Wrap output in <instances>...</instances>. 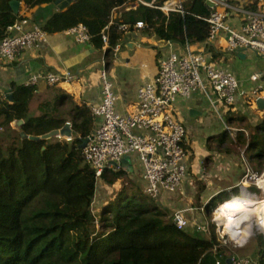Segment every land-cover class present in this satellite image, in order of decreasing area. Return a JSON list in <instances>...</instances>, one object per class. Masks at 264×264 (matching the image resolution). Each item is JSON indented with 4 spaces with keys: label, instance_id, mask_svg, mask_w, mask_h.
<instances>
[{
    "label": "trees",
    "instance_id": "1",
    "mask_svg": "<svg viewBox=\"0 0 264 264\" xmlns=\"http://www.w3.org/2000/svg\"><path fill=\"white\" fill-rule=\"evenodd\" d=\"M10 1L0 0V40L15 22L25 20L13 13ZM16 1L27 8L46 5L52 10L49 19L37 25L44 33L82 24L90 41L102 50L101 32L112 11L127 0H73L63 11L54 7L57 0ZM167 1L154 0L153 8L139 6L121 16L122 23L109 27V47L121 39V24L132 30L137 22L160 40L181 47L204 42L208 24L203 18L214 11L207 0H187L184 15L161 12L158 8ZM105 51L110 53V48ZM10 89L11 100L0 96V264H230L233 255L217 239L213 226L208 232L191 226L178 230L170 221L172 214L146 197L123 170L95 177L80 149L94 129L90 109L60 93L57 99L39 102L32 115L35 88L13 85ZM14 121H21V131L33 137L60 130L69 122L76 138L71 143L22 139L11 129ZM228 123L238 126L237 140L225 133L216 145L230 141L247 146L249 160L261 171L264 121L250 126L243 117H231ZM117 183L121 187L116 195L96 214L98 186L112 188ZM204 190L198 187L197 201ZM259 247L255 264H264V238Z\"/></svg>",
    "mask_w": 264,
    "mask_h": 264
},
{
    "label": "built area",
    "instance_id": "2",
    "mask_svg": "<svg viewBox=\"0 0 264 264\" xmlns=\"http://www.w3.org/2000/svg\"><path fill=\"white\" fill-rule=\"evenodd\" d=\"M208 1L215 8L207 18H203L208 24L205 44L209 46L223 44L224 50L229 54L238 53L242 56L254 54L264 57V0H254L253 9L236 6L231 3L233 0ZM153 3L154 0L150 4L142 0H128L122 6V10H135L139 6L153 8ZM158 9L165 15L170 13L184 15L181 0H169ZM229 18H237L239 27L229 25L227 23ZM25 24L26 21L21 20L7 29L8 34L0 40V59L12 62L23 50L45 42L46 33L37 26L24 30L22 26ZM112 24L108 23L101 33L103 48L106 49L110 48L108 30ZM134 28L143 30L145 26L142 22H137ZM127 29L125 24L119 26L122 32H126ZM65 33L74 36L80 44L90 42L85 25L78 24ZM167 45L171 47L173 43L167 42ZM112 50L115 56L118 53V46ZM39 78L33 76L25 86L33 88ZM70 80L71 75L68 72L49 73L45 76V81L50 87ZM248 81L256 84V87L249 92L239 91V81L230 71L213 63L209 53L194 51L190 44H186L182 54L171 52L159 61L156 77L138 89L137 111L124 116L116 111L118 98L112 90L111 83L102 74L100 103L91 108L93 117L101 119V122L86 138L87 142L82 148L83 158L97 179H100L105 171L123 170L122 160L134 158L141 168V180L145 183L142 192L146 197L159 201L164 196L175 195L180 191L186 178L190 158L186 128L175 116L177 99L188 98L198 92L208 100L216 112L220 105L225 108L235 106L237 96L252 103L258 99L264 101V68L252 73ZM66 124L72 131L71 123ZM224 130L238 131L228 127ZM73 136L58 135L56 138L71 143L74 140ZM245 171L243 181L248 184L254 183L257 187L255 180L258 175L247 164ZM241 187L240 195L243 190L248 195L251 194L249 187ZM205 205L198 208V212L203 214L206 211ZM194 210L192 207L175 210L170 217L171 223L178 230H184L191 225L189 214ZM213 223L217 235L228 236L217 232L215 216ZM205 227L204 223L195 226L196 230L203 232L207 231ZM231 264L252 263L249 260L238 259Z\"/></svg>",
    "mask_w": 264,
    "mask_h": 264
},
{
    "label": "crops",
    "instance_id": "3",
    "mask_svg": "<svg viewBox=\"0 0 264 264\" xmlns=\"http://www.w3.org/2000/svg\"><path fill=\"white\" fill-rule=\"evenodd\" d=\"M181 1L183 5L188 2L187 0ZM233 1L236 2L234 3L236 6L247 9L254 8V0ZM19 5L18 14L26 21V24L22 26L24 30L32 29L48 20L52 13V10L46 5L34 8H27L22 2ZM211 8L214 10V5ZM127 12L123 11L122 7L114 9L109 23H122L123 20L120 17ZM227 23L234 28L239 27L237 18H229ZM222 45L209 46L205 42H200L191 43L190 47L197 52L209 53L213 63L222 69L230 71L237 78L239 91L249 92L256 87V84L250 83L248 77L264 68V57L254 54H249L248 56H242L238 53L229 54ZM116 46H118V53L114 56L112 49ZM105 50L109 49L99 50L91 41L85 45L80 44L75 40L74 36L67 35L65 31L46 34L45 42L23 50L12 62H5L0 59V96H5L6 91L11 90V86H24L33 76H38L40 77L38 83L33 87L35 88V96L30 107L32 115L36 114V105L39 102L57 99L60 97V93L73 99L77 105L91 110L93 106H97L100 103L102 74H104L118 98L115 106L116 111L124 116L130 115L136 112L138 108V89L156 77L159 61L166 58L171 52L183 53V47L177 44L168 47L167 42L160 40L153 31L137 30L135 28L122 32L121 39L115 46L110 47V53L106 54ZM67 72L71 75L70 81H62L52 87L47 85L45 81L47 74H64ZM216 109L217 112L214 111L208 100L198 92L188 98H178L175 103V116L186 128L187 148L190 151V176L193 178L191 181L194 183H192L193 185L196 184L195 180L207 183L206 180L214 179V176L218 175L221 180L225 181L224 183H229L226 187L231 188L235 187V185L237 187L236 180L239 174L236 173V178H230V173L236 172L238 170L237 167H239V170L240 167L245 170V167H243L244 165L236 152L228 154L221 151H212L210 145L213 142L212 139L219 137L223 133L217 127V123L221 122L224 128L230 127L228 123L230 116L226 120L223 118V114L231 109V112L240 114L239 117L245 118L250 126H253L261 118H264V111L258 110L255 103L239 96H237L235 106L225 108L220 105ZM93 118L95 129L100 124L101 119ZM211 165L219 169L217 170L218 173H214L212 170L209 171L208 167H211ZM122 167L123 171L128 173V178L142 190L145 183L141 180V168L137 160L134 158L126 159V164H123ZM217 180L221 181L220 179ZM113 188L105 187L104 196L109 197ZM119 188L114 189L118 191ZM182 190L185 193V197H183L185 201L182 200V202L187 203L186 206H181L177 201V193L172 196H164L157 201L158 204L170 211L190 207V198L187 199V197L192 196L195 192L193 190V194L187 196L186 193L190 192V185L188 187L183 185L180 191ZM216 194L217 192L209 194L204 203L213 199ZM233 197H239V195ZM227 202L219 204L217 208L226 206ZM198 214L195 211L189 214L190 226L193 228L198 224H203L204 216H199Z\"/></svg>",
    "mask_w": 264,
    "mask_h": 264
},
{
    "label": "rangeland",
    "instance_id": "4",
    "mask_svg": "<svg viewBox=\"0 0 264 264\" xmlns=\"http://www.w3.org/2000/svg\"><path fill=\"white\" fill-rule=\"evenodd\" d=\"M230 116V117H229ZM240 114H237V113H233L231 112V109H229V111L225 112V114H223V118H225L227 120L228 118V121L229 119L232 117V118H239ZM264 121V118H261V120L256 124V125H253V126H257L259 124H261L262 122ZM227 122V121H226ZM248 122V121H247ZM242 125V124H240ZM217 127L220 128L221 132H223L222 134H220L219 137L217 138H214L212 139L213 142L212 144L210 143L211 145V149L212 151H217V152H224L222 150L224 149H227L229 148L230 151L232 152H236V154L240 157L241 161H242V164L244 165L243 167H245V164H247L251 169L252 171H254V173H256L258 176H261L263 173H264V166L262 168L261 171H258V167L256 166L255 162H251L248 158V155L246 153L247 151V146H236L234 144H231L230 141H225L224 144H222L220 147L217 144V142L219 141L220 138L223 137V135L226 133L228 135V137L232 140H237V135H238V132H239V128H236L238 126H233V125H230V127L228 128H231V129H236L238 131L236 132H233V131H229V130H224V127L222 126V123L218 122L217 123ZM241 127H244V126H241ZM12 129V127H11ZM242 129V128H241ZM225 131V133H224ZM246 137H247V132L245 130L242 129V131ZM230 133L234 134V135H230ZM76 134H74V139L76 138L75 137ZM51 142H64L63 140H59L58 138H51L49 139ZM222 149V150H221ZM225 153V152H224ZM216 157V156H215ZM190 167L191 165L189 164V161H188V164H187V174H186V178L184 179L183 181V185H186V187H188V185H190V192L188 191L186 194L187 196H189L190 194H193V190L195 192V194H193L192 196L190 195L189 197H187V199L190 200V207H192L193 209H195L194 211L195 212H198V207L201 206V205H205L206 207V211L201 214L200 212H198L199 216H204V220H203V223H204V226H206V230L208 231V229H210V226H213L214 227V223H213V219H214V215L212 214L213 210V205H215L217 202L220 203V202H227L229 201L231 198H232V195H240V188H242L241 186L244 185V181H243V177H244V174H245V170H243L241 167H240V170H239V167H237V171L236 172H233L232 174L230 173V178H236V173H238V177H237V187L235 185V187H226L228 184L227 183H224L225 181L221 180L220 176H214V179L211 178V179H208L206 180L207 183H205V181H199V180H195L196 184L193 185L194 183L191 181L192 176H190ZM215 166H212L211 167H208L209 171L212 170L214 171V173H218L217 170L219 169H216L214 168ZM214 173H211V174H214ZM220 174V173H219ZM227 174V173H226ZM222 175V174H220ZM225 175V174H223ZM227 177V176H226ZM217 179H220L221 181L217 180ZM228 180H230L228 178ZM193 183V184H192ZM224 183V184H223ZM182 185V186H183ZM199 186H204L205 187V190L202 194H200V196H198V201L196 200V194H197V191H198V187ZM244 186H247L249 187L248 189L250 190L251 193L257 195V196H260L261 195V190L256 187L253 184H248L246 183ZM107 187V186H104L103 185H99L98 186V200L97 202L95 201L94 203V212L97 214V212L99 211V209L102 207V205L104 203H106L107 201H109V197L111 196V198L113 197V195H116V193L118 191H115L114 188H118V187H121L120 184H116L114 185V188L112 189V193H110L109 197H105V193L102 192L103 189ZM233 188V189H232ZM120 189V188H119ZM235 189H238V190H235ZM256 189V190H254ZM181 190V189H180ZM192 192V193H191ZM213 192H217V194L215 195V197L213 198V200L211 199L209 202H205V199L208 197L209 194H212ZM185 197V193L182 191L180 192H177V201L180 203L181 206H186L187 203H184L182 202L185 201V199L183 198ZM220 201V202H219ZM224 202V203H225ZM221 204V203H220ZM221 207V206H220ZM220 207L214 209V212L217 211L220 209ZM162 209H164L162 206H161ZM167 210V209H165ZM169 211V215H171L174 211ZM201 214V215H200ZM216 217V215H215ZM212 224V225H211ZM213 227H211L213 229ZM193 228V227H192ZM196 229V228H195ZM215 232V231H214ZM222 232V230H221ZM216 234V233H215ZM222 234H225L224 232ZM208 236L210 237L209 233H208ZM217 239L224 245H227L228 249L230 250V253L231 255H233L232 257L233 258H230L229 259V262L230 264L231 263H234L236 260L238 259H244V260H249L252 264H255V262H257L258 260V253L260 251V243L262 242V238H264L263 234L258 232V231H254V235L251 236L244 244L240 245L238 244L237 242L235 241H232L230 237L228 236H225V235H217Z\"/></svg>",
    "mask_w": 264,
    "mask_h": 264
},
{
    "label": "bare ground",
    "instance_id": "5",
    "mask_svg": "<svg viewBox=\"0 0 264 264\" xmlns=\"http://www.w3.org/2000/svg\"><path fill=\"white\" fill-rule=\"evenodd\" d=\"M255 182L262 192L260 196L248 195L243 190L242 195L233 197L217 213L213 209V215H216L217 232H224L232 241L239 244H244L254 235L255 230L264 236V173L257 176ZM243 188L248 187L243 185Z\"/></svg>",
    "mask_w": 264,
    "mask_h": 264
},
{
    "label": "water",
    "instance_id": "6",
    "mask_svg": "<svg viewBox=\"0 0 264 264\" xmlns=\"http://www.w3.org/2000/svg\"><path fill=\"white\" fill-rule=\"evenodd\" d=\"M72 1L73 0H57L56 2H54V7L56 8L57 11H63L64 9H66L68 7V5ZM142 1L146 4H150V3H152L153 0H142ZM207 4L211 7H213V4H211L210 1H207ZM9 5H10L13 13L18 14L19 8H20L19 2L16 0H12V1H10ZM6 97H7V99L11 100V95H10L9 90L6 91ZM255 104H256V107L258 110L264 111V101L263 100L258 99V100H256ZM21 124H22L21 121H14L11 124V127L13 130H16L17 132H19L20 138L29 139L30 141L49 140L51 138H56L58 135L63 136V137H69L72 135L71 129L68 127L67 124H65L60 130L52 131V132L45 134L43 136H40V137L27 136L26 134H24L21 131ZM86 142H87V139H84L82 141V143L80 145V149H82L85 146ZM121 164L122 165L126 164V159H123Z\"/></svg>",
    "mask_w": 264,
    "mask_h": 264
},
{
    "label": "clouds",
    "instance_id": "7",
    "mask_svg": "<svg viewBox=\"0 0 264 264\" xmlns=\"http://www.w3.org/2000/svg\"><path fill=\"white\" fill-rule=\"evenodd\" d=\"M251 194H253V193H251ZM237 195V194H236ZM232 196H235V195H232ZM213 200V199H212ZM220 202V201H219ZM218 204V202L215 204V205H213V208L212 209H214L215 208V206Z\"/></svg>",
    "mask_w": 264,
    "mask_h": 264
}]
</instances>
